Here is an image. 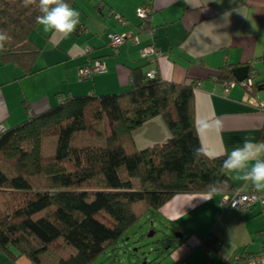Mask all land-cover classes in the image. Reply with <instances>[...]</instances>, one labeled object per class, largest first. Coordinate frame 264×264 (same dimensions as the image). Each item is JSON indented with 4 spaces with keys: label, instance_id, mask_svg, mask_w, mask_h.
Returning a JSON list of instances; mask_svg holds the SVG:
<instances>
[{
    "label": "trees",
    "instance_id": "1",
    "mask_svg": "<svg viewBox=\"0 0 264 264\" xmlns=\"http://www.w3.org/2000/svg\"><path fill=\"white\" fill-rule=\"evenodd\" d=\"M37 15L35 5L0 0V30L10 37L0 64L22 76L34 73L42 51L30 38ZM232 69L223 66L217 79L235 81ZM146 73L132 68L128 90L66 97L0 134L1 249L34 264H92L174 195L212 192L210 185L218 193L241 188L231 172H221L226 155L194 156L201 147L197 82ZM156 116L168 139L137 149L133 131Z\"/></svg>",
    "mask_w": 264,
    "mask_h": 264
},
{
    "label": "crops",
    "instance_id": "2",
    "mask_svg": "<svg viewBox=\"0 0 264 264\" xmlns=\"http://www.w3.org/2000/svg\"><path fill=\"white\" fill-rule=\"evenodd\" d=\"M143 1L75 0L72 8L80 13V23L72 34L65 38L45 32L40 25L32 30L30 38L42 47L34 73L22 76L18 67L0 64V125L15 126L66 97L126 91L131 86L130 69L140 67L156 70L166 81L197 82L193 90L195 122L206 151L218 157L242 146L245 140L264 142L263 113L245 99L241 85L217 79L225 65H248L254 81L260 82L252 95L264 99V55L255 54L264 36V0H152L146 26L135 13ZM127 32L137 40H126L114 52L109 35ZM147 47L158 52L154 61L141 55ZM95 60L102 61L105 71L80 78L78 69ZM205 120L212 126L198 131L199 123ZM132 135L141 150L165 142L169 132L156 116ZM231 177L242 191H257L237 173L231 172ZM222 195L180 193L150 213L149 226L154 231L160 226L167 231L165 236L175 235L171 245L169 241L163 244L170 252L152 264H245L244 257L261 253V204L257 202L247 211L223 208L219 204ZM209 196L210 200H204ZM9 249L0 248V264H34L25 256L14 257ZM259 264H264V259Z\"/></svg>",
    "mask_w": 264,
    "mask_h": 264
},
{
    "label": "clouds",
    "instance_id": "3",
    "mask_svg": "<svg viewBox=\"0 0 264 264\" xmlns=\"http://www.w3.org/2000/svg\"><path fill=\"white\" fill-rule=\"evenodd\" d=\"M22 4L24 7L31 5L37 7L39 15L36 16L35 20L37 25L43 26L45 32L53 31L66 38L76 30L80 23V13L73 9L66 0H22ZM9 39L8 33L0 30V49L4 48ZM255 54L257 56L264 55V36L257 43ZM215 123L219 126L218 120ZM211 126V122L202 121L198 125V131L201 128L207 129ZM194 156L216 158L215 153L206 151L203 146L195 149ZM225 171L237 173L240 180L251 182L257 191H264V142L254 144L245 140L242 146L233 148L226 155L221 165V172ZM209 188L212 192L216 191L212 185ZM210 199L209 196L204 200Z\"/></svg>",
    "mask_w": 264,
    "mask_h": 264
},
{
    "label": "built area",
    "instance_id": "4",
    "mask_svg": "<svg viewBox=\"0 0 264 264\" xmlns=\"http://www.w3.org/2000/svg\"><path fill=\"white\" fill-rule=\"evenodd\" d=\"M152 0H144L141 5H139L135 9V13L137 17L141 20V25L146 26L150 19V5ZM114 17L122 22L125 23V20L119 16L118 14H114ZM128 39H133V41H136L137 38L133 36L131 33H112L109 35V44L113 49H117L119 45L124 43ZM141 55L143 57L149 58L151 61L155 60V57H157L158 52L155 51L153 47H147L141 50ZM105 68L100 60H95L91 64H87L85 66H82L78 69V74L80 78L82 79H88L91 78L92 75L96 73L104 72ZM156 70H150L147 71L146 75L149 78H153L156 75ZM227 85H233L238 83L245 89V99L249 100V102L256 107L261 113L264 115V99L259 100L255 97H253V84L254 80L252 77H247L246 79L242 81H229L226 82ZM5 130V127L3 125H0V134ZM259 202L263 208L264 211V193H259L255 191L254 189H251L249 191H242L241 189H238L233 192H227L223 193V195L220 198L219 204L223 208H231V209H237L240 211H247L250 209L255 203ZM263 237V250L261 253L257 255H248L244 257L245 264H259L260 260L264 259V232L262 233ZM186 264V263H183Z\"/></svg>",
    "mask_w": 264,
    "mask_h": 264
},
{
    "label": "rangeland",
    "instance_id": "5",
    "mask_svg": "<svg viewBox=\"0 0 264 264\" xmlns=\"http://www.w3.org/2000/svg\"><path fill=\"white\" fill-rule=\"evenodd\" d=\"M149 219L150 213L144 215L126 232L115 247L108 248L92 264H142L144 259L163 260L164 255H167L168 251L170 252V249L167 250V245H165L166 249L163 245L165 242L163 233L167 231L160 226L157 227L158 231H154L149 226ZM171 236L173 237V235ZM115 256L118 258L114 259Z\"/></svg>",
    "mask_w": 264,
    "mask_h": 264
},
{
    "label": "water",
    "instance_id": "6",
    "mask_svg": "<svg viewBox=\"0 0 264 264\" xmlns=\"http://www.w3.org/2000/svg\"><path fill=\"white\" fill-rule=\"evenodd\" d=\"M249 71H250V68L248 65H240V66H237V67H234L232 69V75L233 77L237 80V81H242L244 79H246L248 76H249ZM166 233V232H165ZM164 233V234H165ZM174 238V239H173ZM165 242L166 241H169V245H171V243L174 242L175 240V235H173L172 238H169L167 236L164 235V239H163ZM118 258L117 256L114 257V259ZM155 259H144V263H147V264H152V262L154 261Z\"/></svg>",
    "mask_w": 264,
    "mask_h": 264
}]
</instances>
